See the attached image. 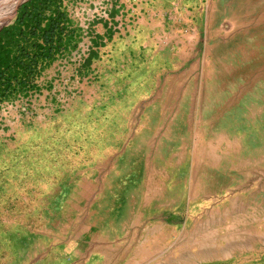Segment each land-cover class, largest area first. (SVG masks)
Wrapping results in <instances>:
<instances>
[{"label":"rangeland","instance_id":"1","mask_svg":"<svg viewBox=\"0 0 264 264\" xmlns=\"http://www.w3.org/2000/svg\"><path fill=\"white\" fill-rule=\"evenodd\" d=\"M61 8L0 99V264H264V0Z\"/></svg>","mask_w":264,"mask_h":264},{"label":"trees","instance_id":"2","mask_svg":"<svg viewBox=\"0 0 264 264\" xmlns=\"http://www.w3.org/2000/svg\"><path fill=\"white\" fill-rule=\"evenodd\" d=\"M61 6L62 0H26L14 22L0 31V99L14 81L25 84L39 72L40 64L51 62L72 40L71 20Z\"/></svg>","mask_w":264,"mask_h":264},{"label":"bare ground","instance_id":"3","mask_svg":"<svg viewBox=\"0 0 264 264\" xmlns=\"http://www.w3.org/2000/svg\"><path fill=\"white\" fill-rule=\"evenodd\" d=\"M15 1L17 2V0ZM14 7L15 3L13 0H0V25L9 20L13 14Z\"/></svg>","mask_w":264,"mask_h":264},{"label":"water","instance_id":"4","mask_svg":"<svg viewBox=\"0 0 264 264\" xmlns=\"http://www.w3.org/2000/svg\"><path fill=\"white\" fill-rule=\"evenodd\" d=\"M25 0H17V5ZM16 10V9H15Z\"/></svg>","mask_w":264,"mask_h":264}]
</instances>
